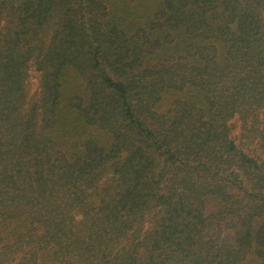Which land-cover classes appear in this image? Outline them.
Wrapping results in <instances>:
<instances>
[{
	"label": "trees",
	"instance_id": "trees-1",
	"mask_svg": "<svg viewBox=\"0 0 264 264\" xmlns=\"http://www.w3.org/2000/svg\"><path fill=\"white\" fill-rule=\"evenodd\" d=\"M110 1L0 0V264H264V0Z\"/></svg>",
	"mask_w": 264,
	"mask_h": 264
},
{
	"label": "rangeland",
	"instance_id": "rangeland-1",
	"mask_svg": "<svg viewBox=\"0 0 264 264\" xmlns=\"http://www.w3.org/2000/svg\"><path fill=\"white\" fill-rule=\"evenodd\" d=\"M24 0H6V5L8 7H18L22 4ZM162 0H139L138 2L132 3V9L135 14H137V23L136 25L129 24L128 33L135 34L137 31L145 29V24L147 23L148 18L154 16L156 9L160 6ZM111 6L116 9V13L119 15L125 16L126 12L124 9V5L127 4L125 0H114L110 1ZM129 17V14H128ZM54 27L49 26L46 30L42 31V37L46 41H50L54 34ZM40 97V84L37 73H33L31 77V88H30V96L29 100L32 102L34 100H38ZM235 123L234 135H240L241 132V120L238 118L233 119Z\"/></svg>",
	"mask_w": 264,
	"mask_h": 264
}]
</instances>
